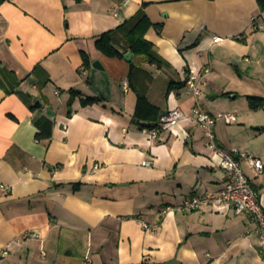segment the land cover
Returning <instances> with one entry per match:
<instances>
[{
  "label": "crops",
  "instance_id": "0c3cea01",
  "mask_svg": "<svg viewBox=\"0 0 264 264\" xmlns=\"http://www.w3.org/2000/svg\"><path fill=\"white\" fill-rule=\"evenodd\" d=\"M142 9L162 66L125 57L132 51L117 29ZM110 31L123 57L97 47ZM205 68L196 98L182 84ZM140 94L160 118L199 102L218 118L225 151L264 161V108L248 99L264 98L258 0H4L0 264H264L247 215L211 206L169 212L218 193L228 177L191 120L154 141L136 117ZM89 98L99 102L83 106ZM241 163L264 204V174Z\"/></svg>",
  "mask_w": 264,
  "mask_h": 264
},
{
  "label": "built area",
  "instance_id": "2783aa9c",
  "mask_svg": "<svg viewBox=\"0 0 264 264\" xmlns=\"http://www.w3.org/2000/svg\"><path fill=\"white\" fill-rule=\"evenodd\" d=\"M119 13H116L118 16ZM253 26L261 28L257 23V18H253ZM221 41V39L216 40ZM209 68H205L203 73H192L185 80L188 93L199 98L202 94V86L205 83ZM123 89L130 91V82L123 83ZM234 114L221 115L220 118L227 121L235 120ZM188 120L197 124L205 133L208 146L221 157V169L227 174L228 180L224 189L218 193H207L203 196H192L179 207L170 208L169 212L198 211L204 207L211 206L218 211L233 210L236 215H247L256 226L255 233L258 237L260 252L264 258V204L261 195L254 189L251 180L246 175L241 159L246 160L253 166L260 175L264 174V161L253 155L243 154L240 150L232 152L225 151L217 141L215 127L218 118L207 113L199 102H196L191 112H186L182 108H174L161 116L157 127L149 129L148 132L154 141H160L177 125ZM144 165L150 166V161H145ZM26 238H32L37 234L27 233ZM7 255V252L4 254Z\"/></svg>",
  "mask_w": 264,
  "mask_h": 264
},
{
  "label": "trees",
  "instance_id": "16d2710c",
  "mask_svg": "<svg viewBox=\"0 0 264 264\" xmlns=\"http://www.w3.org/2000/svg\"><path fill=\"white\" fill-rule=\"evenodd\" d=\"M4 0H0V6ZM260 11L264 13V0H258ZM153 26L151 20L142 9L137 15L125 22L124 25L120 26L117 30L121 31L125 35L130 50L140 58L149 61L151 64H157L162 66V62L155 52V46L153 43L145 38L147 31ZM114 31L105 33L101 39L97 42L98 49L109 57H123L124 55L116 48L114 44ZM85 64L90 66V59L84 55ZM172 86V85H171ZM186 83L182 84L185 87ZM74 96L79 95L78 92H72ZM250 105L254 110H261L264 108V98L260 97H249ZM98 99L89 98L82 101L83 106L93 105L98 103ZM73 101L71 100L70 104ZM69 115H72L70 110ZM136 117L143 123V127L147 130L157 127L158 121L160 120V109L153 105L148 98L140 94L137 106ZM39 139L41 138L38 135Z\"/></svg>",
  "mask_w": 264,
  "mask_h": 264
},
{
  "label": "water",
  "instance_id": "95a60500",
  "mask_svg": "<svg viewBox=\"0 0 264 264\" xmlns=\"http://www.w3.org/2000/svg\"><path fill=\"white\" fill-rule=\"evenodd\" d=\"M125 57H126V59L129 62H132L133 61L134 54H133V52H129V53L126 54ZM94 66H95V68L100 69V70H103L104 69L103 66L100 64V62H95Z\"/></svg>",
  "mask_w": 264,
  "mask_h": 264
}]
</instances>
